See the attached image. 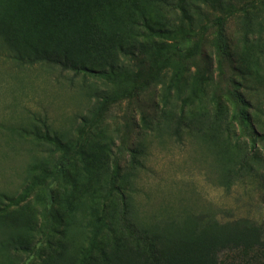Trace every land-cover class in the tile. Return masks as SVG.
Masks as SVG:
<instances>
[{
    "label": "rangeland",
    "instance_id": "374dc122",
    "mask_svg": "<svg viewBox=\"0 0 264 264\" xmlns=\"http://www.w3.org/2000/svg\"><path fill=\"white\" fill-rule=\"evenodd\" d=\"M176 3L187 11L184 16ZM96 17L107 50L122 39L135 49L161 44L172 60L170 43L195 55L205 68L201 91L182 108L195 69L185 63L166 94L173 71H156L153 63L148 89L134 100L111 102L129 87L124 71L133 62L121 53L111 51L119 78L106 81L19 65L0 43V211L11 210L7 197L19 195L44 171H55L62 158L53 141L17 134L15 127L46 125L50 138L79 151L61 166L69 181L47 177L19 204L31 211L32 230L26 242L7 250L8 262L5 255L1 259L40 264L65 236L74 250L86 248L93 229L108 243L123 232V204L136 223L207 214L223 222L247 219L264 231V0H134ZM143 18L149 26L183 29L188 36L149 35ZM102 96L110 101L100 102ZM92 118L95 123L84 128ZM49 193L55 199L51 223Z\"/></svg>",
    "mask_w": 264,
    "mask_h": 264
},
{
    "label": "trees",
    "instance_id": "16d2710c",
    "mask_svg": "<svg viewBox=\"0 0 264 264\" xmlns=\"http://www.w3.org/2000/svg\"><path fill=\"white\" fill-rule=\"evenodd\" d=\"M133 1L0 0V43L7 57L19 65L58 67L106 81L119 78L113 67L111 51L121 53L133 62L124 71L128 75L125 82L129 87L111 102L123 98L134 100L148 89L154 75H151L153 63L157 64L156 71L164 67H170L173 71V78H170L165 91L167 94L174 83V76L176 78L184 70L185 63H189L195 71L190 94L183 99L182 108L191 105L205 80V68L192 53L170 43L168 48L174 58L172 60L168 58L167 52L165 55L162 53L164 49L159 47L161 44L151 49L139 45L135 49L133 41L129 45L122 39H118L115 49L105 48V32L95 23L96 15L109 6L123 7ZM173 7L183 16L187 12L178 3L173 4ZM222 23L220 17L215 19L220 54ZM143 24L149 35L178 36L181 33L182 38L188 36V32L183 29L171 33L149 26L146 18H143ZM109 101L108 97L102 96L100 102ZM95 120L85 119L83 127L92 126ZM44 127L45 130H41L36 123L29 127H15L17 134L53 141L62 150V158L55 171H44L41 176L33 178L19 195L7 197V205L12 209L5 213L0 211V264H8L7 250L21 246L32 230V213L19 207V204L47 177L57 181L63 176L69 181V175L61 166L70 153L79 154L77 148L66 147L58 139L50 138L49 128L46 125ZM54 202V197L49 193L46 202L49 223L55 222L51 213ZM122 214L123 232L114 234L108 243L103 242L100 231L93 229L87 247L74 250L72 239L65 236L57 249L45 256L40 264H264V231L247 219L223 222L207 214H183L136 223L127 214L126 204H123ZM3 256L7 262L1 259Z\"/></svg>",
    "mask_w": 264,
    "mask_h": 264
}]
</instances>
